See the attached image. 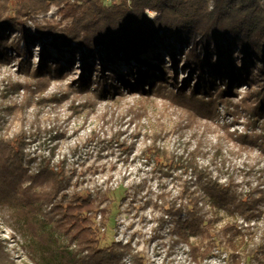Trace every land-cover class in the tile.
Returning a JSON list of instances; mask_svg holds the SVG:
<instances>
[{"label":"trees","instance_id":"1","mask_svg":"<svg viewBox=\"0 0 264 264\" xmlns=\"http://www.w3.org/2000/svg\"><path fill=\"white\" fill-rule=\"evenodd\" d=\"M107 1L0 0V64L10 61L7 52L23 56L27 51L21 66L28 68L31 52L25 46L35 43L43 50L37 76L48 74L58 79L67 74L61 63L50 65L52 52L61 55L65 52L73 60L80 56L84 63L76 81L67 89L48 95L44 94L50 86L46 77L24 83L9 80L3 88L6 99L21 91L24 96L21 101L13 99L0 105V204L11 208L18 201L24 204L23 210H29L28 224L39 241L38 249L35 246L32 250L41 255L43 264H128L126 260L130 264L149 263L131 243L112 241L101 246L97 217L102 215L101 224L107 226L113 204L112 189L73 185L77 171H68L65 159L53 162L57 146L49 156L42 155L35 172L30 173L38 158H31L26 148L28 140L34 141L38 133L28 134L25 115L33 106L55 107L70 101L72 115L85 114L87 120L97 112L100 103L127 90L157 95L187 114L217 120L220 108L227 115L238 117L239 107L233 103L232 95L236 92L234 86L243 85L250 100L243 106L247 120L244 133H227L243 148L258 149L264 155V0H211V4L209 0H112L110 5ZM53 7L60 17L57 23L37 21ZM148 11L156 16L149 17ZM31 27L34 35L28 34ZM10 32L22 36V48L19 43H9ZM170 41L188 46L187 53L178 55L185 56L184 63L177 59ZM166 50L173 57L170 64L173 70L165 67L162 56L156 53ZM150 52L160 62L146 61L144 57ZM133 62L138 66L133 71L136 80L118 75L120 84L113 85L115 78L111 72L115 71L107 70L106 66H129ZM143 66L149 68L152 78L147 91L142 88L149 77L143 73ZM179 70L187 75L182 82ZM194 76L196 83L190 87L189 79ZM130 112L135 116L144 114L141 110ZM19 115L20 131L7 136L6 116L18 119ZM106 117L104 114L102 119L107 120ZM36 119L31 122V131L38 127ZM163 133L160 130L146 135L150 141L142 150L146 165L165 177L181 172V176L190 179L183 181L181 194L176 198L157 195L167 216L160 224L168 226L176 242L187 246L188 255L195 261L220 257L218 248L226 246L233 264H264V191L243 189L232 175L223 173L217 165L225 157L222 147L216 148L211 164L204 166L199 158H206L209 153L201 143L193 150L170 153L160 144ZM123 135L118 130L102 139L92 131L88 141L100 146L116 144L130 154L136 144L122 139ZM213 164L217 172L227 174L225 182L214 177ZM72 186L75 189L69 194ZM143 188L138 184L128 189L123 204L132 198L131 190L137 194ZM208 204L215 213L223 211L232 218H241L243 224L227 223L217 228ZM261 220L262 227L255 231L251 223ZM58 238L68 246L61 247ZM0 264H14L1 240Z\"/></svg>","mask_w":264,"mask_h":264},{"label":"rangeland","instance_id":"2","mask_svg":"<svg viewBox=\"0 0 264 264\" xmlns=\"http://www.w3.org/2000/svg\"><path fill=\"white\" fill-rule=\"evenodd\" d=\"M112 0H108L107 4H111ZM210 4H211V0ZM264 5V1H262ZM148 16L154 18L156 13L147 12ZM60 17L57 8L53 7L51 11L37 18V21L45 24L46 22L57 23ZM6 34V33H5ZM29 35H34L33 28H29ZM9 43H19L20 47L24 46V40L19 33L10 32L8 35ZM170 45L174 46L177 53V59L185 62V56L181 52L187 53L189 48L172 41ZM31 52L29 56L30 65L28 68L21 66L26 60V56H19L13 52H7L10 61L4 60L0 64V105H7L11 100H22L24 91L16 96L4 98L3 88L7 81H34L35 78H44L49 81V89L45 95L56 91L67 89L68 85L76 81L81 76L84 63L80 56L74 60L65 52L63 55L52 52V59L49 60L50 65L55 62L62 64L67 69V74L61 78L52 77V75H36L39 68L40 56L43 52L38 43L29 44ZM160 53L161 59L165 67H170L173 57L168 50ZM153 53L145 55L144 59L151 64L160 62V59H154ZM147 56V57H146ZM27 59V60H28ZM55 59V60H54ZM73 61V62H71ZM71 63V65H70ZM100 63H97L99 65ZM107 70L111 72L115 78L113 85H119V76H127L133 81L136 76L134 70L138 69L135 62L127 66L107 65ZM99 66H97V69ZM143 73L150 72L147 66L141 67ZM173 70L172 67H170ZM131 71V73H130ZM110 72H107V74ZM179 81L186 79V72L179 70ZM147 76V77H148ZM96 78L94 74L93 79ZM142 85L147 91L151 77ZM196 83V76L189 79L190 87ZM236 91L232 95V101L238 105V117L227 115L223 108H220V117L217 120H207L203 117H196L192 114L177 109L170 105L165 98L157 95L143 94L140 91L128 92L122 90L123 94H117L113 99L104 101L99 104L97 112L86 120L85 114L80 116L72 115L70 110L71 102L68 101L60 106L41 107L33 106L25 115V129L28 134L38 133L36 139L28 140L26 148L31 158H38L33 163L30 173L35 172V166L39 162L40 157L49 156L51 149L57 146L53 162L66 160L67 170H76L73 172L76 176L73 178L75 184H80L78 188L88 189L95 186L103 189L110 188V194L113 204L111 206L110 217L107 226L101 224L102 215L97 217L98 226L101 230V246H107L112 241L121 242L122 244L131 243L133 248L142 252L149 264H233L229 259V250L227 247H220V257H212L210 259L195 261L188 255V248L184 243L175 241V237L168 231V226L161 225L160 220L167 218L161 207L162 202L157 200V195L164 194L167 199H173L181 194L183 181L190 178L176 172L172 177H165L153 171L146 165L145 159L142 158V150L150 141L146 140V135H153L163 130L164 139L160 144L170 153H182L185 149L193 150L201 143L205 148L208 156L199 158L201 165H210L216 148L222 147L225 157L223 162H218L219 168L222 167L223 173H229L239 184L243 185V189L259 188L264 191V155L258 149L243 148L238 142L230 139L228 133H244L246 125V117L243 114V106L246 102H250L246 98L248 89L245 86H234ZM131 109L142 111L144 114L135 116L131 113ZM107 114L106 119L102 116ZM240 115V117H239ZM36 119L38 127L32 129L31 122ZM6 126L4 133L12 136L20 131L22 127L21 115L18 119L12 116H6ZM110 122L108 125L105 122ZM58 129V130H57ZM120 130L124 132L122 139H126L128 143H135L136 146L130 154L123 152L116 144L110 146L105 144L100 146L96 143H90V134L95 131L103 139L107 133ZM52 131V132H48ZM228 131V133H227ZM58 132V134H57ZM140 133L138 138L135 134ZM55 137V138H54ZM211 170L214 177H219L221 182H225L227 174L217 172L215 164ZM142 184L143 189L140 193L134 194L130 200L123 204L122 199L128 189L133 186ZM75 189L70 187L68 193ZM133 200V202H131ZM131 203V205H130ZM155 203H158L155 204ZM157 205V206H156ZM209 205V204H208ZM24 204L16 201L11 208H7L0 204V240L6 247V252L10 255L14 264H43L40 254H35L33 248L36 249L39 241L36 239L33 231L28 224V212L23 210ZM210 217L216 219L217 228L227 223L243 224L241 218H232L227 213L220 211L215 213L210 208ZM264 216V213H263ZM250 226L256 227L254 230L262 227V220L251 223ZM49 228V227H48ZM47 228V229H48ZM54 235L58 237L56 233ZM58 242L61 247H67V242L63 239ZM69 250H72L70 247ZM218 252V251H217ZM130 264L129 260H126Z\"/></svg>","mask_w":264,"mask_h":264}]
</instances>
